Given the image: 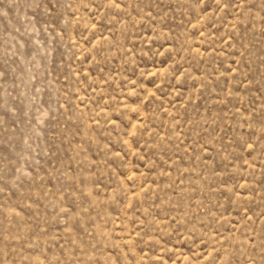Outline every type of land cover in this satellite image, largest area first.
Listing matches in <instances>:
<instances>
[{
    "label": "rangeland",
    "instance_id": "1",
    "mask_svg": "<svg viewBox=\"0 0 264 264\" xmlns=\"http://www.w3.org/2000/svg\"><path fill=\"white\" fill-rule=\"evenodd\" d=\"M0 264H264V0H0Z\"/></svg>",
    "mask_w": 264,
    "mask_h": 264
}]
</instances>
